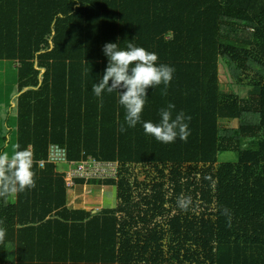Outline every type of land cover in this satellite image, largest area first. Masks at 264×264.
Masks as SVG:
<instances>
[{
    "label": "trees",
    "instance_id": "trees-1",
    "mask_svg": "<svg viewBox=\"0 0 264 264\" xmlns=\"http://www.w3.org/2000/svg\"><path fill=\"white\" fill-rule=\"evenodd\" d=\"M131 40L175 72L120 132L118 93L92 85L103 45ZM0 61L16 65L17 144L36 161V187L0 198V264H264V0H0ZM169 102L191 116L186 142L143 130ZM51 144L116 164L115 179L88 180L115 187V206L69 208L63 172L37 163Z\"/></svg>",
    "mask_w": 264,
    "mask_h": 264
},
{
    "label": "clouds",
    "instance_id": "clouds-1",
    "mask_svg": "<svg viewBox=\"0 0 264 264\" xmlns=\"http://www.w3.org/2000/svg\"><path fill=\"white\" fill-rule=\"evenodd\" d=\"M102 50L108 57V64L100 82L92 85V91L97 97H101L105 90L107 93H118V103L125 109L124 123L120 125L119 131L125 132V124L128 128H135L141 122L149 88L163 84L161 95L168 94V85L175 68L168 64H158L157 53L137 46L132 40L125 47H121L120 43L108 42ZM175 107L174 103L169 102L166 108H161L159 122L143 121L144 132L165 144L173 143L177 138L186 142L190 135L187 121L191 120V116L181 110L173 118ZM35 163L31 148L22 149L16 144L11 151H0V198L15 200L19 193L36 187ZM190 203V196L181 194L177 198V206L181 210L186 211ZM222 212L230 228V210L225 208ZM4 223V219H0V245L4 244L7 233Z\"/></svg>",
    "mask_w": 264,
    "mask_h": 264
},
{
    "label": "crops",
    "instance_id": "crops-1",
    "mask_svg": "<svg viewBox=\"0 0 264 264\" xmlns=\"http://www.w3.org/2000/svg\"><path fill=\"white\" fill-rule=\"evenodd\" d=\"M14 73L12 72L13 77H9L7 75V72H5L4 76L0 75V80L3 79L4 85L2 87L6 86L10 88V94L13 93V88L15 89V94L13 98L11 99L12 102V108L16 109V101L18 97V77L16 72V65H14ZM9 84V85H8ZM5 87V88H6ZM6 90V96L7 95ZM3 97V90L0 91V105L4 103L2 101ZM15 97V98H14ZM16 116H17V109H16ZM7 127L5 126L2 136L0 137V140H4L0 142V146L4 145L7 147V145L13 143L17 144V121L16 125H11L10 120L7 122ZM15 128L16 131V139L13 138V129ZM1 135V132H0ZM7 151V149H6ZM58 172L64 171L57 169ZM17 198V197H16ZM16 200V199H15ZM67 203L69 208L71 209H83L86 211H98L103 208H112L116 204V191L115 187L111 185L106 184H90L88 181H75V184L71 188H67ZM28 219V218H27ZM23 220H26V217H23Z\"/></svg>",
    "mask_w": 264,
    "mask_h": 264
},
{
    "label": "built area",
    "instance_id": "built-area-1",
    "mask_svg": "<svg viewBox=\"0 0 264 264\" xmlns=\"http://www.w3.org/2000/svg\"><path fill=\"white\" fill-rule=\"evenodd\" d=\"M37 163L39 167H43L46 163L68 164L69 168L64 171V180L67 188L73 187L76 180H111L115 179L117 175V166L114 163L98 162L92 157L78 163L69 161L66 148L59 144H51L47 159H40Z\"/></svg>",
    "mask_w": 264,
    "mask_h": 264
},
{
    "label": "rangeland",
    "instance_id": "rangeland-1",
    "mask_svg": "<svg viewBox=\"0 0 264 264\" xmlns=\"http://www.w3.org/2000/svg\"><path fill=\"white\" fill-rule=\"evenodd\" d=\"M14 70H15L14 65L11 62L0 61V75L1 76H4L5 72H7V75L9 77L10 76L13 77V79H14V76L11 75L12 72L14 73ZM221 78L222 79L224 78L223 74H221ZM2 85H4L3 79L0 80V91L3 90V97L1 99L4 102V103H2L0 105V132H1L0 137L3 134L4 128L7 125L6 122L8 120H10L11 125H16V121H17L16 109L11 107L12 106L11 99L13 98V96L15 94V92H14L15 89L13 88L12 89L13 93L10 94V88H8L6 86L2 87ZM6 90L8 91L7 92L8 96H6ZM240 92H242L241 93L242 96H245V94L249 95L248 94V90H246V89L245 90H241ZM231 125L233 127H237L238 123L234 122ZM11 134H13V138L16 139L15 128L13 129V132ZM1 141H2V143L4 142L3 138H2V140H0V142ZM15 145H16V142L14 144L13 141H12V144L7 145V151L13 150ZM218 160H219V163L234 162V161L237 160V155L234 152H225L224 154L219 156ZM57 168L59 170L65 171V170H67L69 168V165L68 164H60V165L58 164Z\"/></svg>",
    "mask_w": 264,
    "mask_h": 264
}]
</instances>
